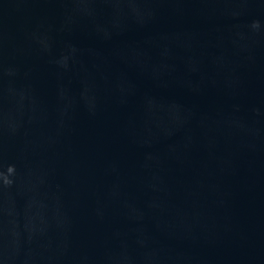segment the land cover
Segmentation results:
<instances>
[{"label":"water","instance_id":"1","mask_svg":"<svg viewBox=\"0 0 264 264\" xmlns=\"http://www.w3.org/2000/svg\"><path fill=\"white\" fill-rule=\"evenodd\" d=\"M0 264H264V0H0Z\"/></svg>","mask_w":264,"mask_h":264},{"label":"clouds","instance_id":"2","mask_svg":"<svg viewBox=\"0 0 264 264\" xmlns=\"http://www.w3.org/2000/svg\"><path fill=\"white\" fill-rule=\"evenodd\" d=\"M7 171H8L9 173H11V172L13 171V166H12V165H9L8 168H7ZM5 182H6V183L9 182V181L7 180V177H5Z\"/></svg>","mask_w":264,"mask_h":264}]
</instances>
